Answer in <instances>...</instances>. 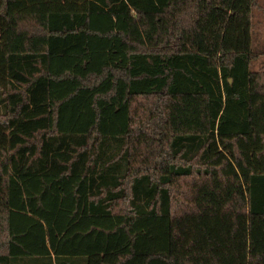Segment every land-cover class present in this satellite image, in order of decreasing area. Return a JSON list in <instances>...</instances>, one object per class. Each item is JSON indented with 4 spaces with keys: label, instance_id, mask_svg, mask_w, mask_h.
<instances>
[{
    "label": "trees",
    "instance_id": "1",
    "mask_svg": "<svg viewBox=\"0 0 264 264\" xmlns=\"http://www.w3.org/2000/svg\"><path fill=\"white\" fill-rule=\"evenodd\" d=\"M255 0H0V264H264Z\"/></svg>",
    "mask_w": 264,
    "mask_h": 264
},
{
    "label": "rangeland",
    "instance_id": "2",
    "mask_svg": "<svg viewBox=\"0 0 264 264\" xmlns=\"http://www.w3.org/2000/svg\"><path fill=\"white\" fill-rule=\"evenodd\" d=\"M252 10L251 50L258 54L250 64L251 71H260L264 67V0H255ZM3 112V102L0 100V113Z\"/></svg>",
    "mask_w": 264,
    "mask_h": 264
}]
</instances>
